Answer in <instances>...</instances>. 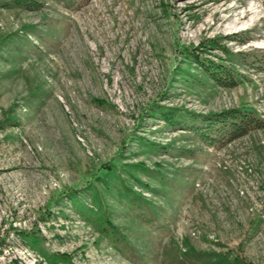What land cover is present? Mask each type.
<instances>
[{"label": "rangeland", "instance_id": "374dc122", "mask_svg": "<svg viewBox=\"0 0 264 264\" xmlns=\"http://www.w3.org/2000/svg\"><path fill=\"white\" fill-rule=\"evenodd\" d=\"M233 32L264 49V0L0 5V264H264V64L222 85L182 45ZM229 107L258 124L160 113Z\"/></svg>", "mask_w": 264, "mask_h": 264}, {"label": "trees", "instance_id": "16d2710c", "mask_svg": "<svg viewBox=\"0 0 264 264\" xmlns=\"http://www.w3.org/2000/svg\"><path fill=\"white\" fill-rule=\"evenodd\" d=\"M55 1L67 8H77L90 0ZM43 2L44 0H0V5H18L26 8H39ZM237 34L239 33L233 32L230 34L203 36L196 44L192 42L188 45L182 44L185 47L183 48V52L186 53V55H190L194 61L198 62L206 75L216 83L232 86L236 83V80L226 64L223 63V60L231 63L233 62V57L236 56L247 66L256 67L264 64V49L251 48L247 50H232L226 44L225 39L228 37H235ZM216 50L223 53V56L215 54L219 56L220 61L215 62L213 59H209L207 65L200 59L201 54L205 52L215 53L214 51ZM160 113L169 124L183 125L184 127L182 126L181 128L189 129L207 142H213L223 135H228L229 137L237 136L240 133L246 132L252 124H258L259 122L254 116L236 107H229L205 116H197L188 110L181 111L178 108H171L169 111L161 109Z\"/></svg>", "mask_w": 264, "mask_h": 264}, {"label": "bare ground", "instance_id": "6f19581e", "mask_svg": "<svg viewBox=\"0 0 264 264\" xmlns=\"http://www.w3.org/2000/svg\"><path fill=\"white\" fill-rule=\"evenodd\" d=\"M238 27H239V26H238ZM235 28H237V26H235V27H232V28H230V29H233V30H234Z\"/></svg>", "mask_w": 264, "mask_h": 264}]
</instances>
